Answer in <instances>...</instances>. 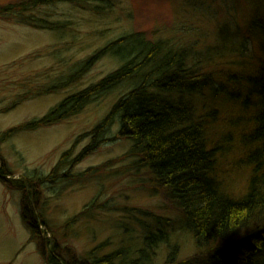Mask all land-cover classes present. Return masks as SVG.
Returning a JSON list of instances; mask_svg holds the SVG:
<instances>
[{"label": "rangeland", "instance_id": "obj_1", "mask_svg": "<svg viewBox=\"0 0 264 264\" xmlns=\"http://www.w3.org/2000/svg\"><path fill=\"white\" fill-rule=\"evenodd\" d=\"M21 1L0 0V168L9 171L8 179L0 181V264H48L51 245L45 248V239L37 241L25 225L24 191L13 185L17 178L36 185V192H31L32 211L45 231L43 237L58 243L64 264H74V258L84 259L98 247L97 256L121 246L129 249L135 245L138 250L142 236L158 233L159 228L170 236L158 248L157 264L168 259V244L177 246L179 264H204L199 258L202 250L186 228L179 205L164 189L157 192L153 188L158 185L151 176L132 170L134 160L127 154L132 144L119 137L117 123L100 136L110 140H101L75 165L69 162L90 144L94 128L128 92L127 85L98 96L80 113L57 124L11 135L7 132L42 118L68 96L116 70L121 62L113 57L97 60L83 70L84 63L105 44L143 33L151 41H177L192 56L206 57L216 44L228 52L234 46L230 28L242 30L257 11L264 17V0H84L82 4L30 5L33 15L60 30L42 28L46 23L30 25L25 23L26 16L22 20L25 13L4 11ZM223 24L227 33L220 36ZM235 34L234 30L231 37ZM237 45V55L225 53L222 61L215 59L216 78L235 70L230 62L240 61L238 55L242 61L247 59L246 46ZM207 136L214 140L215 130ZM65 153L66 160L54 172ZM220 153L224 154L216 166V178L223 191L239 196L247 173L235 164V152ZM88 170L90 174L85 175ZM63 173L67 176L62 177ZM158 217L171 223L164 226Z\"/></svg>", "mask_w": 264, "mask_h": 264}, {"label": "trees", "instance_id": "obj_2", "mask_svg": "<svg viewBox=\"0 0 264 264\" xmlns=\"http://www.w3.org/2000/svg\"><path fill=\"white\" fill-rule=\"evenodd\" d=\"M83 1L23 0L9 4L4 11L25 13L22 20L26 16L25 23L30 25L46 23L41 27L60 30L62 28L33 15L30 5L34 8L39 4H82ZM219 30L220 36L226 35L227 25L223 24ZM234 30L237 34L231 37ZM234 30L230 28L234 45L231 50L225 52L216 44L206 57L198 53L192 56V51L177 41L147 40L143 33L113 40L98 49L84 63L83 70L105 57L121 62L116 70L68 96L42 118L7 134L57 124L80 113L98 96L127 85L128 92L94 128L90 144L69 162L75 165L90 155L101 140H110L100 136L112 123H117L119 137L132 144L127 153L134 160L132 170L151 176L158 185L153 188L164 189L179 205L186 228L202 250L203 257L199 258L204 259V264H264V17L257 11L242 30L239 27ZM237 35L240 38L236 41ZM249 41H252L250 46ZM237 43L246 46L247 59L242 61L238 55L240 61L230 62L235 70L226 77L216 78L215 59L222 61L225 53L237 55ZM213 130L214 140V136H207ZM221 151L235 152V164L247 173L246 186L239 196L223 191L216 178V166L224 154ZM67 155H63L54 172ZM8 174L9 171L0 168V181L5 182ZM84 174L89 175V170ZM66 176L63 173L62 177ZM13 185L24 191L22 218L25 225L37 241L45 239V248L51 245L47 250L50 251L47 263L64 264L57 250L58 243L43 237L45 231L41 230L32 211L31 192H36V185L26 178H17ZM128 211L139 212L137 209ZM157 220L164 226L171 223L168 218L158 217ZM169 236L159 228L158 233L152 231L142 236L138 250L135 245L129 249L121 246L110 254L97 256L98 247L88 257L72 261L74 264H157L158 248L168 242ZM167 247L170 254L163 264H179L177 246L168 244Z\"/></svg>", "mask_w": 264, "mask_h": 264}]
</instances>
